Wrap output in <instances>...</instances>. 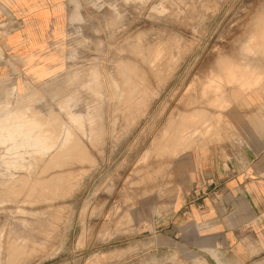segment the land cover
<instances>
[{"label": "rangeland", "instance_id": "rangeland-1", "mask_svg": "<svg viewBox=\"0 0 264 264\" xmlns=\"http://www.w3.org/2000/svg\"><path fill=\"white\" fill-rule=\"evenodd\" d=\"M263 17L264 0H0V264H264L179 209L193 156L264 134Z\"/></svg>", "mask_w": 264, "mask_h": 264}, {"label": "crops", "instance_id": "crops-1", "mask_svg": "<svg viewBox=\"0 0 264 264\" xmlns=\"http://www.w3.org/2000/svg\"><path fill=\"white\" fill-rule=\"evenodd\" d=\"M249 133L252 138L228 153L213 148L193 156L192 177L179 202L192 220L215 228L221 224L243 261L264 247V134ZM199 186L206 187L200 198L194 194Z\"/></svg>", "mask_w": 264, "mask_h": 264}, {"label": "bare ground", "instance_id": "bare-ground-1", "mask_svg": "<svg viewBox=\"0 0 264 264\" xmlns=\"http://www.w3.org/2000/svg\"><path fill=\"white\" fill-rule=\"evenodd\" d=\"M262 18V17H261ZM264 18V17H263ZM259 20V19H258ZM258 22V21H257ZM259 23V22H258ZM256 24V23H255ZM263 29V33H264V28H262ZM261 31V30H260ZM259 31V32H260ZM255 35V34H254ZM257 35V34H256ZM261 35V34H260ZM262 39H260L261 40V42L259 43L260 44V46L262 45L263 47H264V34H263V37H261ZM258 39V38H257ZM258 47V46H257ZM253 48V47H252ZM259 48V47H258ZM256 54V53H255ZM223 59V58H222ZM221 61H223V60H221ZM228 62V61H227ZM262 62V61H261ZM226 63V62H225ZM254 63V62H253ZM245 65V64H244ZM235 66V65H234ZM231 68V67H230ZM243 68V67H242ZM245 68H247V65H246V67H244V69ZM214 69V68H213ZM234 69H235V67H234ZM243 69V70H244ZM232 71H234L233 69H231ZM231 70H229L230 72H231ZM237 70V69H236ZM239 70V69H238ZM250 70V69H249ZM251 70H252V68H251ZM230 72L228 73V74H230ZM235 72V71H234ZM245 72V71H244ZM246 73V72H245ZM253 74H252V76H250L249 77V75L251 74H249V73H247L243 78H242V80L241 81H239V83H235L234 81L236 80V72H235V74L234 73H232V74H230V75H228V76H224V77H227L225 80H226V82L228 83V85H237V86H239V87H241V90L243 91V89H245L246 87H250L251 89L253 88V87H255V85L257 84V82H258V78H257V76H256V74L254 73V72H252ZM242 74H244V73H242ZM249 74V75H248ZM255 74V77H253V75ZM239 75H241V74H239ZM238 75V76H239ZM259 76H260V74H258ZM217 76V75H216ZM215 76V77H216ZM219 77V76H218ZM221 77V76H220ZM76 79V78H75ZM210 81H211V79H209ZM206 81V80H205ZM209 81V82H210ZM215 81V80H214ZM218 81V80H217ZM223 82V81H222ZM261 82H262V77H261ZM212 83H213V80H212ZM211 83V84H212ZM218 83V82H217ZM209 84V83H208ZM207 85V84H206ZM218 85H220V83L218 84ZM217 85V86H218ZM221 86V85H220ZM211 87V86H210ZM209 87V88H210ZM219 87V86H218ZM204 88H205V86H204ZM214 88V87H213ZM216 88V87H215ZM221 88V87H220ZM231 89V88H230ZM236 89H238V87L236 88ZM240 89V88H239ZM209 90V89H208ZM232 90V89H231ZM240 90V91H241ZM204 91V90H203ZM236 91V90H235ZM239 91V90H238ZM238 93V92H237ZM2 94H3V92H2ZM234 94V93H233ZM240 95V94H239ZM234 96H235V94H234ZM213 97V96H212ZM230 98V97H229ZM25 99V98H24ZM220 100V102H221V105H222V103L223 102H228V98H227V95L225 94H223L220 98H219ZM232 99V98H231ZM218 101V102H219ZM219 102V103H220ZM220 105V104H219ZM224 105V104H223ZM59 106V105H58ZM205 111V110H204ZM184 114V113H183ZM199 114V113H198ZM181 115V114H180ZM190 114H188V116H189ZM192 115V114H191ZM61 116V115H60ZM201 116V115H200ZM200 116H199V118H200ZM205 116V115H204ZM204 116H201V119H202V117H204ZM182 117V116H181ZM193 117H194V115H193ZM192 117V118H193ZM224 117V116H223ZM190 118V117H189ZM192 118H191V120H192ZM198 118V117H197ZM207 118V117H206ZM206 118H204L203 120H199V121H195V122H193L192 124H190V126H186V127H184L185 129H184V132H183V134H181V136L180 135H178V136H180V137H178L179 138V140L182 142V141H184V142H186L187 140H189L190 138H192V137H194V136H199L200 134L199 133H201V132H203V134H206V132L208 133V128H207V126H208V124L206 123L207 122V119ZM21 119V118H20ZM15 120V119H14ZM39 120V119H38ZM187 120V119H186ZM194 120V119H193ZM196 120V119H195ZM16 121H18V120H16ZM23 120H21V122H22ZM1 122V121H0ZM20 122V123H21ZM27 122V121H26ZM192 122V121H191ZM209 122V121H208ZM7 123V122H6ZM24 123V122H23ZM183 123V122H182ZM185 123V122H184ZM189 123V122H188ZM32 124V123H31ZM12 125V124H11ZM26 125H28V124H26ZM207 125V126H206ZM15 125H13V127H14ZM30 125H28V126H26V127H29ZM169 126V125H168ZM33 127V126H32ZM31 127V128H32ZM59 127V126H58ZM178 127V126H177ZM48 128V127H47ZM52 128H54V127H52ZM0 129H2V124H1V127H0ZM12 129V128H11ZM25 129V128H24ZM205 129V130H204ZM166 131H167V129H165ZM180 130V129H179ZM59 131V130H58ZM46 132H48V131H46ZM165 132V131H164ZM178 132V131H177ZM60 133V132H59ZM59 133H57V134H59ZM72 133V132H71ZM166 133V132H165ZM45 134V133H44ZM199 134V135H198ZM177 135V134H176ZM202 135V134H201ZM37 136V135H36ZM175 137V136H174ZM202 138L204 137L203 135L201 136ZM39 138V137H38ZM176 138V140L178 139L177 138V136L175 137ZM205 138V137H204ZM69 139V138H68ZM75 139H77V138H75ZM53 140V139H52ZM55 140V139H54ZM170 140H172V139H170ZM169 140V141H170ZM175 140V139H174ZM41 141V140H40ZM66 141V140H65ZM167 142H168V139H167ZM48 144V143H47ZM154 144V143H153ZM166 144V143H165ZM164 145V144H163ZM162 147V146H161ZM71 148V147H70ZM57 153V152H56ZM55 155V154H54Z\"/></svg>", "mask_w": 264, "mask_h": 264}, {"label": "built area", "instance_id": "built-area-1", "mask_svg": "<svg viewBox=\"0 0 264 264\" xmlns=\"http://www.w3.org/2000/svg\"><path fill=\"white\" fill-rule=\"evenodd\" d=\"M206 193V187L199 186L194 190L195 196L198 198L202 197ZM199 206L202 207V203H199Z\"/></svg>", "mask_w": 264, "mask_h": 264}]
</instances>
